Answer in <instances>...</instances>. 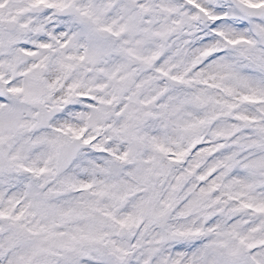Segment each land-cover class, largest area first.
I'll list each match as a JSON object with an SVG mask.
<instances>
[{"label":"snow or ice","instance_id":"snow-or-ice-1","mask_svg":"<svg viewBox=\"0 0 264 264\" xmlns=\"http://www.w3.org/2000/svg\"><path fill=\"white\" fill-rule=\"evenodd\" d=\"M0 264H264V0H0Z\"/></svg>","mask_w":264,"mask_h":264}]
</instances>
